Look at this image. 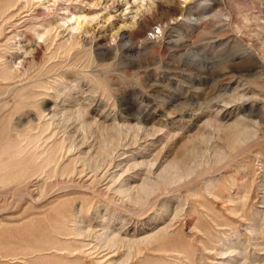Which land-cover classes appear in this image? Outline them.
I'll list each match as a JSON object with an SVG mask.
<instances>
[{"label": "rangeland", "instance_id": "1", "mask_svg": "<svg viewBox=\"0 0 264 264\" xmlns=\"http://www.w3.org/2000/svg\"><path fill=\"white\" fill-rule=\"evenodd\" d=\"M1 11L0 264H264V0Z\"/></svg>", "mask_w": 264, "mask_h": 264}, {"label": "bare ground", "instance_id": "2", "mask_svg": "<svg viewBox=\"0 0 264 264\" xmlns=\"http://www.w3.org/2000/svg\"><path fill=\"white\" fill-rule=\"evenodd\" d=\"M214 1H215V0H214ZM39 3H40V2H39ZM4 13H5V11H1V12H0V15H3ZM146 19H147V18H146ZM78 20H79V19H78ZM198 21H199V20H198ZM200 22H202V21H200ZM76 24L79 25V23H76ZM136 24H137V23H136ZM78 25L76 26L77 28L79 27ZM148 25H149L148 23H141V24H140V28H142V29H143V28H144V29H147V28H148ZM205 25H206V22H205ZM197 26H198V25H197ZM50 27H51V23H48V29L45 27V29H44V31H43L42 34H37V38H41V39H42V38H43V39L45 38V40H48V39L50 38V32H49V31H50V30H49ZM162 28H163V27H162ZM33 29H35V28H33ZM33 29H32V30H33ZM75 29H76V28H75ZM166 29H167V28H166ZM131 31H132V30H131ZM129 33H130V32H129ZM165 33H166V32H165ZM121 35H122V34H121ZM160 35H161V34H160ZM136 38H137V37H136ZM165 38H166V37H165ZM181 40H182V39H181ZM111 41H112V40H111ZM129 41H130V40H129ZM115 42H116V40H115ZM115 42H114V43H115ZM132 42H133V41H132ZM168 42H169V41H168ZM177 42H178V41H177ZM130 43H131V42H130ZM156 43H157V41H156ZM152 44H153V43H152ZM108 45H109V44H108ZM110 45H111V44H110ZM127 45H128V43H127ZM154 45H155V44H154ZM111 46H112V45H111ZM135 46H136V45H135ZM139 46H140V45H139ZM61 47H62V46H61ZM129 47H130V46H129ZM140 47H141V46H140ZM101 48H102V47H101ZM116 48H117V47H116ZM116 48H115V49H116ZM131 48H133V46H131ZM135 48H137V47H135ZM143 48H144V47H143ZM125 49H126V48H125ZM141 49H142V47H141ZM108 50H109V49H108ZM128 50H129V49H128ZM134 50H135V49H134ZM138 50H139V49H138ZM129 54H130V53H129ZM6 66H7V65H6ZM7 69H9V70H11V71H9V72H7V73H4L3 80H4V79H7V78H13V77H14V74H16L14 71H12V69H11L10 66H9V68H7ZM13 80H14V79H13ZM1 82H2V81H1ZM24 86H25V85H24ZM48 112H49V111H48ZM48 112H47V113H48ZM53 112H54V111H53ZM46 116H47V115H46ZM48 161H49V160H48ZM172 166H173V165H172ZM169 170H170V169H169ZM25 182H26V181H25ZM142 186H143V185H142ZM145 186H146V185H145ZM140 187H141V186H140ZM137 188H138V187H137ZM141 188H142V187H141ZM141 188H139V189L142 191ZM143 188H144V186H143ZM144 189H147V187L144 188ZM144 189H143V190H144ZM151 190H152V189H151ZM144 191H145V190H144ZM121 192H122V191H121ZM127 192H129V191L126 190V193H127ZM135 192H136V191H135ZM123 193H124V192H123ZM151 193H153V192L151 191ZM128 194H129V193H128ZM129 195H130V194H129ZM144 195H145V197H147V195L145 194V192H144ZM137 201H138V199H137ZM78 234H79V233H78ZM106 235H107V234H106ZM112 236H113V235H112ZM116 236H117V235H116ZM113 237H115V236H113ZM113 237H112V238H113ZM116 240H117V239H116ZM108 241H109V240L107 239V244H108ZM109 242L111 243V245H113L112 243H114L115 241H114V240H111V241H109ZM116 243H117V242H116ZM119 244H120V243H119ZM121 244H122V243H121ZM117 246H118V245H117ZM125 246H126V245H125ZM113 247H114V246H113ZM111 248H112V247H111ZM157 251H158V250H157ZM112 252H113V251H112ZM124 258H126V257H124ZM129 258H130V257H129ZM129 258H128V259H129ZM128 259H127V260H128ZM100 260H103V259H100ZM128 262H129V261H128ZM128 262H127V263H128ZM122 263H123V262H122ZM125 263H126V262H125Z\"/></svg>", "mask_w": 264, "mask_h": 264}]
</instances>
